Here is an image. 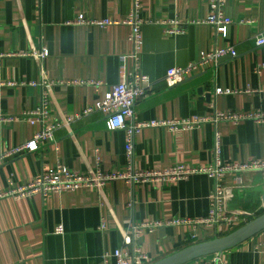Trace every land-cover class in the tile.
Listing matches in <instances>:
<instances>
[{"label":"crops","instance_id":"0c3cea01","mask_svg":"<svg viewBox=\"0 0 264 264\" xmlns=\"http://www.w3.org/2000/svg\"><path fill=\"white\" fill-rule=\"evenodd\" d=\"M133 0H0V156L21 146L42 130L40 124L19 120L49 98L51 113L45 125L63 123L94 108L120 84L124 72L135 68L131 28L124 24ZM233 24L226 36L204 21L211 0H142L143 45L141 73L150 81L148 97L135 108L134 122L212 118L219 112L249 114L264 109V0H225ZM87 20L121 22L102 28L80 25ZM172 22L184 32L169 34ZM50 55L37 59L35 52ZM234 48L236 58H223L217 67H201L183 83L170 86V69L196 62L202 53ZM127 58L125 61L123 58ZM36 84V85H33ZM217 89L229 95H217ZM256 90L257 93H249ZM219 132L222 161L245 163L264 159V125L244 121L209 122L194 130L174 133L168 128L142 131L135 140L136 165L142 171L164 170L178 164L207 166L214 159ZM126 132L110 130L106 115L93 112L58 129L55 141L36 153H26L0 165V189L10 191L55 169L58 165L85 175L99 168L107 173L127 165ZM237 175L225 184L234 186ZM253 186L235 190L230 209L248 213L221 235L204 225H168L172 220L199 221L210 209L216 183L206 175L186 181L132 186L108 183L103 192L0 199V264H116L114 254L125 247L132 225L163 222L145 231L138 246L155 264L190 246L225 237L264 214V172L251 175ZM132 204V206H130ZM61 230V232L58 231ZM264 231L243 244L200 259L221 264H264ZM108 256L107 258H105Z\"/></svg>","mask_w":264,"mask_h":264},{"label":"built area","instance_id":"2783aa9c","mask_svg":"<svg viewBox=\"0 0 264 264\" xmlns=\"http://www.w3.org/2000/svg\"><path fill=\"white\" fill-rule=\"evenodd\" d=\"M225 0H211V12L208 17L201 22L192 24L211 25L216 29L218 35L226 36L228 28L233 24L232 20L225 14ZM142 0H133V7L128 19L124 22L131 28L129 39L133 44L134 53L132 58L135 61V68L131 72H124L119 85L115 86L103 100L98 102L94 108H89L80 114L66 118L63 123L45 125L51 113L49 98L42 101L40 108L33 112L24 113L19 120H24L29 124H40L42 130L37 133L32 140L9 150L0 156V165L11 159L20 157L26 153H36L49 142L55 141V134L58 129L66 128L70 130L72 123L89 117L93 112H101L106 115L107 126L110 130H124L126 132V159L127 165L123 171L107 173L99 168L90 170L88 174H77L67 167L58 165L55 169L43 173L33 181L14 188L7 192L0 189L1 198H27L34 195L46 197L49 194L74 193L81 189H96L103 192L108 183L125 181L135 186L137 184H154L164 186L166 184L178 183L188 180L195 175H206L215 181L216 185L210 194V209L206 218L199 221L172 220L168 225H204L215 230L217 235H221L225 227H232L234 223L248 213L230 209V203L235 190H246L252 188L253 181L251 175L264 172V159H254L245 163H225L222 161V142L219 132L214 137V159L207 166H186L178 164L172 168L164 170L142 171L137 168L135 155L136 137L144 130L151 128H168L174 133L194 130L209 122L218 124L219 122H231L239 125L244 121H253L258 125H264V109H258L249 114L219 112L212 120L208 118L195 117L186 120H169L153 122H134L135 108L139 101L148 97L150 88L149 79L140 71L139 55L143 45L142 27L145 25L141 19ZM80 25H96L107 28L113 25H120L121 22L114 20L93 21L81 17L77 22ZM184 32L177 22H172L169 34H179ZM256 44L263 50L264 36L256 38ZM50 55L48 49L44 48L34 53L37 59H44ZM237 52L234 48H223L212 52L202 53L196 62L190 63L186 67L170 69L167 73V82L172 86L179 85L190 76L196 73L201 67L212 65L217 67L220 60L226 57L236 58ZM127 58H123L125 61ZM264 70V59L259 64L258 71ZM36 85V84H33ZM217 95H229V90L217 89ZM249 93H257L250 90ZM0 116V121H13ZM237 175L234 186H227L226 179L229 176ZM132 206V204L130 205ZM163 222H145L131 226V233L125 234V247L117 250L114 254L116 264H147L149 256L138 246L137 242L145 231L154 232L156 228L164 226ZM61 232L60 229H58ZM260 251H264V244L260 246ZM106 256L105 258H107ZM189 264H221L219 259L208 263L196 260Z\"/></svg>","mask_w":264,"mask_h":264},{"label":"water","instance_id":"95a60500","mask_svg":"<svg viewBox=\"0 0 264 264\" xmlns=\"http://www.w3.org/2000/svg\"><path fill=\"white\" fill-rule=\"evenodd\" d=\"M264 231V214L228 236L190 246L155 264H189L208 256L223 254Z\"/></svg>","mask_w":264,"mask_h":264}]
</instances>
